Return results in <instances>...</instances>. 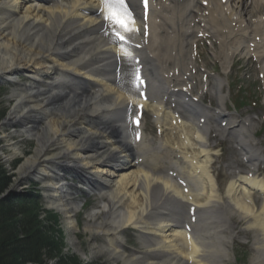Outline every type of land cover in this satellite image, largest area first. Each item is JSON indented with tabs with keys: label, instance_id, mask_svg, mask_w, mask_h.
Returning a JSON list of instances; mask_svg holds the SVG:
<instances>
[{
	"label": "bare ground",
	"instance_id": "1",
	"mask_svg": "<svg viewBox=\"0 0 264 264\" xmlns=\"http://www.w3.org/2000/svg\"><path fill=\"white\" fill-rule=\"evenodd\" d=\"M248 1L151 0L148 44L139 50L112 36V30L136 36L137 28L143 27L138 13L137 19L130 18L119 0H0V82L17 80L12 90L15 102L0 127L10 124L16 127L13 134L36 142L34 153L19 166L20 175L41 179L48 207L58 210L70 229H77L82 191L72 187L66 175L69 168L75 169L76 178L97 191L102 202L100 210L88 212L85 226L92 234L103 233L106 244L97 249L112 263L226 264L235 233L225 234L227 218L219 207L264 232V175L239 174L221 190L212 173L208 135L216 119L203 102L191 110L182 104L190 116L180 117L173 126L174 113L163 101L170 82L178 80L165 79V73L176 68L181 72L189 43L199 33L213 34L220 41L217 56L224 62L237 53L246 54L257 39L255 49L264 63V44L258 39L264 35V0ZM128 4L139 8L137 0ZM133 53L142 58L152 82L153 103L147 102L146 108L154 111L163 128L164 137L157 142L148 135L137 141L130 131L129 116L137 98L124 84L121 71L126 64L132 67ZM187 73L185 69L182 79ZM23 75L28 77L24 83ZM221 86L217 78L211 89L220 100L218 109L225 112ZM187 96L181 97L185 106ZM194 109L211 120L203 128L194 119ZM239 124V137H251L253 120L248 117ZM219 132L224 136L228 128ZM8 145L14 154L21 151L17 142ZM173 168L182 183L169 176ZM253 191L262 195L259 206ZM194 205L201 219L191 222L189 210ZM186 222L193 224L190 237ZM130 226L140 231L141 255L129 254L121 244L122 233ZM255 247L252 264H264V243L256 239Z\"/></svg>",
	"mask_w": 264,
	"mask_h": 264
},
{
	"label": "rangeland",
	"instance_id": "2",
	"mask_svg": "<svg viewBox=\"0 0 264 264\" xmlns=\"http://www.w3.org/2000/svg\"><path fill=\"white\" fill-rule=\"evenodd\" d=\"M240 67H242V71L239 74H237L239 77L236 78L237 80L240 79L241 81H244V78L247 79L249 76L250 83H246L254 89H259L257 86L258 83H256L255 79V70L252 68V65L250 66L245 65L244 62L240 64ZM236 80V81H237ZM15 84L13 83H2L0 84V122L4 121L5 118L9 115L10 111L12 110V106L15 102L14 98L12 97V88ZM230 102V99H228ZM262 108V111H264V106H260ZM247 111H250L251 113H246ZM244 116L247 114L253 115V116H259L260 121L257 122V129H260L262 127V120L264 118V112L261 113V110L254 108L251 109L250 107L246 108L243 112ZM256 129V130H257ZM13 128L10 127H4V129H0V164H2L4 171L6 172L8 177L13 181V185L8 187L10 188V191L17 190V185H21L26 183L27 181L35 182L36 187L38 188V191L41 192L43 195V201L45 202V207H47V187L46 184L41 181L40 179H37L34 175L32 176L34 179L30 178H22L19 172V166L24 162L27 156L34 153V148L36 146V142L31 139H25L23 136H19L16 134H13ZM12 133L10 140L7 141L4 139V136L9 135ZM14 136V138L12 137ZM264 136V134H263ZM11 142H18V145L21 149V154L17 153V156L14 157V161L8 160V156L12 155L14 150L11 149V147L8 145ZM230 141H228L225 145L226 151V157L232 156V150L230 149ZM8 155V156H7ZM19 161V163L14 167L13 169V163L15 161ZM10 170V171H9ZM11 173V174H10ZM69 175V174H67ZM21 181V183H20ZM23 181V182H22ZM72 184L75 186H82L81 184L77 183L76 180H71ZM87 188V187H86ZM27 189V188H26ZM9 191V192H10ZM79 199L82 200V208L80 212H78V230L70 229L68 226L67 221L64 219L63 215L56 211L59 214V220L55 221L56 223L52 222L50 218L42 217L40 216V213H43V204L42 202H38V209H39V219L41 221L42 226L45 230H47L48 235L54 237L56 235V238L54 237V240L59 243L61 247V253L59 255H56L54 257H49L48 255L44 254L42 258H44L43 264H63V261L68 258H77L79 261L82 262V264H115L112 263L107 256H104L101 250L97 249V246L106 244V238L103 235H98V233L92 234L89 230H87L85 224L88 221L87 213L92 212L93 210L99 209L101 206V203H99V200L97 199L95 193L91 192L89 193L87 190H83V192L80 193ZM44 215V214H43ZM99 218L102 217L99 215ZM59 223V224H58ZM139 231L136 229H127L123 232V238L121 239L122 244L124 248L128 251L129 254H133L136 251H139L142 249L141 242L138 239ZM252 244V242H251ZM100 251V252H99ZM99 252L100 254H97ZM52 253V252H51ZM102 254V255H101ZM62 255V256H61ZM60 257H63L60 260ZM77 260V261H78ZM66 261V260H65ZM27 264H40L37 262H29ZM116 264H123V263H116Z\"/></svg>",
	"mask_w": 264,
	"mask_h": 264
},
{
	"label": "trees",
	"instance_id": "3",
	"mask_svg": "<svg viewBox=\"0 0 264 264\" xmlns=\"http://www.w3.org/2000/svg\"><path fill=\"white\" fill-rule=\"evenodd\" d=\"M11 183L0 166V195ZM37 203L33 193L0 200V264H43L44 254L54 257L61 253L59 243L54 240L56 235H48L41 224ZM65 258L63 264H82L77 258Z\"/></svg>",
	"mask_w": 264,
	"mask_h": 264
}]
</instances>
